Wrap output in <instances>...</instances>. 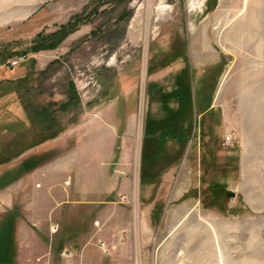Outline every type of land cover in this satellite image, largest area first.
<instances>
[{
    "label": "rangeland",
    "instance_id": "374dc122",
    "mask_svg": "<svg viewBox=\"0 0 264 264\" xmlns=\"http://www.w3.org/2000/svg\"><path fill=\"white\" fill-rule=\"evenodd\" d=\"M1 83L44 264H264V0H0Z\"/></svg>",
    "mask_w": 264,
    "mask_h": 264
},
{
    "label": "crops",
    "instance_id": "0c3cea01",
    "mask_svg": "<svg viewBox=\"0 0 264 264\" xmlns=\"http://www.w3.org/2000/svg\"><path fill=\"white\" fill-rule=\"evenodd\" d=\"M40 174H44V171L38 170L22 178L19 183L9 185L4 194L0 193V264H44V237L40 230L45 227L52 229L56 225L55 214H39L44 202L39 197L43 194L33 188L32 196L35 199L30 201L33 205L24 208L26 211L34 209L38 214H10L12 206H9L13 193H18V190L23 193L29 186L32 187L33 179ZM28 195L27 192L22 195L26 203H29Z\"/></svg>",
    "mask_w": 264,
    "mask_h": 264
},
{
    "label": "trees",
    "instance_id": "16d2710c",
    "mask_svg": "<svg viewBox=\"0 0 264 264\" xmlns=\"http://www.w3.org/2000/svg\"><path fill=\"white\" fill-rule=\"evenodd\" d=\"M73 30V25L68 24L65 27H62L59 31L55 32L54 34L47 36V37H39L35 39L31 44V52H38L43 49H52L55 48L57 45H59L66 36ZM4 84V83H3ZM2 83L0 85H3ZM51 125L47 126L45 130L51 129L52 124H55L54 118H48L47 119ZM49 136V137H53ZM26 164V163H25Z\"/></svg>",
    "mask_w": 264,
    "mask_h": 264
},
{
    "label": "water",
    "instance_id": "95a60500",
    "mask_svg": "<svg viewBox=\"0 0 264 264\" xmlns=\"http://www.w3.org/2000/svg\"><path fill=\"white\" fill-rule=\"evenodd\" d=\"M228 197H234V194L233 193H228Z\"/></svg>",
    "mask_w": 264,
    "mask_h": 264
},
{
    "label": "built area",
    "instance_id": "2783aa9c",
    "mask_svg": "<svg viewBox=\"0 0 264 264\" xmlns=\"http://www.w3.org/2000/svg\"><path fill=\"white\" fill-rule=\"evenodd\" d=\"M226 140H227V141H230V137L227 136V137H226Z\"/></svg>",
    "mask_w": 264,
    "mask_h": 264
},
{
    "label": "bare ground",
    "instance_id": "6f19581e",
    "mask_svg": "<svg viewBox=\"0 0 264 264\" xmlns=\"http://www.w3.org/2000/svg\"><path fill=\"white\" fill-rule=\"evenodd\" d=\"M164 7V6H163Z\"/></svg>",
    "mask_w": 264,
    "mask_h": 264
}]
</instances>
